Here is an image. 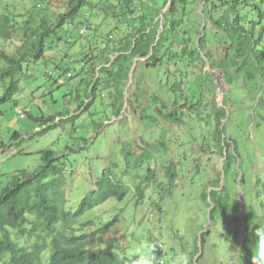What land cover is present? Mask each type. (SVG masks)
<instances>
[{
    "label": "trees",
    "instance_id": "16d2710c",
    "mask_svg": "<svg viewBox=\"0 0 264 264\" xmlns=\"http://www.w3.org/2000/svg\"><path fill=\"white\" fill-rule=\"evenodd\" d=\"M27 1L30 7L13 9L17 15L0 11L2 40L11 41L17 32H22L21 45L14 55L0 50V107L14 102L20 80L27 76L23 66L43 60L46 39L64 26L78 33L82 25L91 28L92 18H116L133 31L104 47L99 60H83L84 65L91 63L90 70L83 65L73 75L58 65L57 69L69 80L83 73L75 91L84 86L91 101L98 90L112 91V111L119 116L126 101L122 86L129 79L133 61L146 59L152 68L165 67L160 82L167 85L173 99L168 106L156 94L143 93L139 82L135 83L127 103L135 123L143 127L139 141L132 137L118 148L121 162L103 169L87 191L89 195L79 202L69 200L67 172L59 163L61 157L52 150L42 153V164L33 171L22 170L12 176L0 190V264H129L130 260L120 257L115 248H92L98 238L119 231L114 229L119 223L117 218L92 232H83L79 222L110 199L122 201L132 189L142 197L148 186L159 200L164 199V194L174 190L178 165H195L189 181H196L194 187L200 202L211 207V219L219 215L224 220L221 223L229 243L240 250L241 264H251L253 250L247 246V225L239 207L232 205L237 194L229 186L230 181L236 183L237 172L231 176L233 167L242 163L232 120L239 122V126L253 118L264 121V0H161V8L144 14L156 19L149 28L148 22L142 19L135 23L131 17L138 10V0ZM168 3L162 18H156ZM199 9L200 14L196 13ZM193 15L197 20L190 19ZM23 17L26 18L18 20ZM161 20L162 31L158 33ZM211 71L219 73V81L226 88L222 106L215 101L216 78ZM137 72L138 68L133 74ZM235 104L243 107L234 108ZM161 111L163 121L175 124L178 132L173 129L175 134L168 135L166 130L162 131L158 126ZM62 114L67 115L66 111ZM56 118L42 119L43 126H50L40 133L55 128ZM194 128L203 137L199 150L196 145L191 152L180 153L178 148L186 138L183 141L176 137L186 132L191 135ZM149 129L154 133L161 131L157 143H153ZM173 138L176 153L170 152L168 145ZM218 158L223 159L222 173L217 171L203 179L209 165H218ZM206 239L207 234L202 233L200 248ZM194 244L196 254L197 239ZM191 258L193 264L194 257Z\"/></svg>",
    "mask_w": 264,
    "mask_h": 264
},
{
    "label": "rangeland",
    "instance_id": "374dc122",
    "mask_svg": "<svg viewBox=\"0 0 264 264\" xmlns=\"http://www.w3.org/2000/svg\"><path fill=\"white\" fill-rule=\"evenodd\" d=\"M136 4L138 10L131 17L135 19V23L142 22V19L148 22L146 26L149 28L156 19L144 14L153 11L152 8H161L162 1L138 0ZM24 6L28 8L31 3L27 0H0V11L4 10L3 12L11 13L13 9L19 11ZM168 6L169 3L161 9L160 15L156 18H162V13ZM16 11L13 12L15 15L18 14ZM25 11L26 9L22 10ZM196 13L200 14L201 9ZM190 19L197 20V17L193 15ZM108 20L89 19L91 28H87L83 34L71 32V27L58 28L55 34L46 39L43 60L35 65L23 66L27 76L20 80L19 92L14 102L0 107V190L18 172L36 169L42 164V153L52 150L62 158L59 163L64 165L67 172L69 200L79 202L83 196L89 195L90 187L99 178L103 169L121 162L123 157H118V148L132 137L139 141V132L143 127L135 123L127 103L129 92L135 83L139 82L143 93L152 92L170 106L172 95L167 85L160 82L165 67L152 68L146 63V59L133 61L129 79L122 86L126 101L119 116H115L112 111V91L98 90L96 97L91 101V98L85 95L84 86H79V91H75L83 73L69 80L57 69L61 64L63 71L69 69L76 75L84 61H89L93 57L97 58L94 61L99 60L101 56H98L104 47L112 46L113 40L122 39L133 31L130 26L119 23L116 18ZM161 23L162 20L158 33L162 31ZM169 23L170 21L167 24ZM21 40L22 32H17L11 41L0 38V50L12 56L21 45ZM84 66L90 70L91 63ZM137 68V74H133ZM211 72L216 78L215 101L222 106L226 88L222 81H219V73ZM242 107L243 105H234L237 109ZM64 111L67 113L66 116L62 114ZM159 113L158 126L162 127V131L166 130L170 135L171 132L176 133L180 130L174 126L175 124H166L161 117L162 111ZM53 116L57 117L55 123L58 125L38 134L45 128L41 123L42 119ZM232 123L236 147L242 155V163L233 167L231 171V176L237 172L236 183L229 182L232 193L237 194L236 197L232 195L234 198L232 205L239 207L240 215L247 225L245 235L247 246L252 249L251 232L256 227L254 225L258 221L264 222V121L253 118L252 122L239 126V122L234 119ZM169 128L172 131H169ZM160 132L154 133L153 129H149L153 143H157ZM192 132L197 134L189 135L186 132L176 137L179 140L186 138L184 145L178 148L180 153L191 152L196 145L199 150L198 145L200 141L202 143L203 137H200L197 128ZM15 133L19 134L16 138ZM171 142L168 144L171 147L170 152L176 153L174 138ZM216 164L218 165L207 167L208 172L202 174L203 179L217 171L222 173L223 159L218 158ZM178 170H180L178 180L173 183L174 190L167 196L164 194L162 200H159V196L151 187H145L142 197L132 189L122 201L110 199L83 216L79 222L83 232H92L113 218L119 221L118 226L114 227L119 231L98 238L92 248H115L120 257L126 256L131 260L129 255L131 247L137 242L149 240L163 245L162 254L172 256L177 251H184L192 255L193 264H236L233 259L235 255L233 246L229 243L226 229L221 223L224 220L219 215L210 218L211 207L200 202L194 187L196 181L192 184L189 181L195 171V165H178ZM215 224L217 226L214 229L211 226ZM202 233L207 234V239L199 254ZM195 239L197 249L196 254H193ZM198 254L197 260L195 257Z\"/></svg>",
    "mask_w": 264,
    "mask_h": 264
},
{
    "label": "clouds",
    "instance_id": "9594fccd",
    "mask_svg": "<svg viewBox=\"0 0 264 264\" xmlns=\"http://www.w3.org/2000/svg\"><path fill=\"white\" fill-rule=\"evenodd\" d=\"M47 125L50 126L49 124ZM47 125L43 130L48 127ZM40 132L39 134H41ZM16 137L17 136H15V138ZM254 226L256 227H254V230L251 232V247L252 250H254L251 264H264V222L258 221ZM200 249L201 248H199V251ZM162 250V244L154 243L149 240L137 242L131 247L129 252L131 264H192L191 256L184 251H177L174 255L168 256L162 254ZM234 253L233 259L236 261V264H241L240 250L238 248L234 249Z\"/></svg>",
    "mask_w": 264,
    "mask_h": 264
},
{
    "label": "built area",
    "instance_id": "2783aa9c",
    "mask_svg": "<svg viewBox=\"0 0 264 264\" xmlns=\"http://www.w3.org/2000/svg\"><path fill=\"white\" fill-rule=\"evenodd\" d=\"M86 29H87V27H86L85 25H82V26L80 27V29H79V33H80V34L85 33Z\"/></svg>",
    "mask_w": 264,
    "mask_h": 264
}]
</instances>
